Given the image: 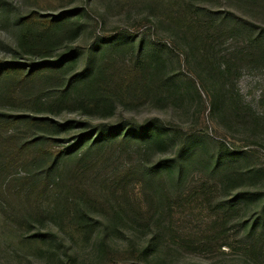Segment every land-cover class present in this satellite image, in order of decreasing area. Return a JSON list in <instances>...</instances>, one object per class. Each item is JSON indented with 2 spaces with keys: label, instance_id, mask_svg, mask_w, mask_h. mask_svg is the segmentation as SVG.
I'll list each match as a JSON object with an SVG mask.
<instances>
[{
  "label": "rangeland",
  "instance_id": "obj_1",
  "mask_svg": "<svg viewBox=\"0 0 264 264\" xmlns=\"http://www.w3.org/2000/svg\"><path fill=\"white\" fill-rule=\"evenodd\" d=\"M199 4L192 34L175 28L173 18ZM30 13L70 18L49 55L19 45V21ZM73 48L67 89L49 78L16 84L0 75V264H264L259 249L249 251L264 243V0H0L1 61L39 62ZM130 54L149 62V74L140 72L129 90ZM100 68L108 90L87 88ZM21 115L86 125L60 133L58 145L71 153L41 172L43 159L17 151L35 135L16 122ZM132 120L183 126L191 143L161 150L119 139L80 161L83 135ZM174 156L180 165L167 169L162 161ZM133 168L138 177L120 186ZM202 182L214 190L205 202L176 199ZM136 194L150 216L120 220L113 207L129 199L135 209ZM218 204L236 207L226 222L215 223ZM84 209L94 222L83 240L74 223Z\"/></svg>",
  "mask_w": 264,
  "mask_h": 264
},
{
  "label": "trees",
  "instance_id": "obj_2",
  "mask_svg": "<svg viewBox=\"0 0 264 264\" xmlns=\"http://www.w3.org/2000/svg\"><path fill=\"white\" fill-rule=\"evenodd\" d=\"M202 4L193 5L192 7L186 8L187 11H184L182 18L178 19L177 17L173 18L174 26L178 30H182L184 33L192 34L194 29L197 27V21L194 19L193 14L198 12V10L203 9ZM21 24V33L19 38V45L22 50L27 53L33 54H46L49 55L51 50L54 47L60 37V33L64 32V28L71 25L70 18L64 14L58 15V17H52L48 15H42L40 13H30L22 17L19 21ZM112 38V37H111ZM133 41V40H132ZM130 44V43H129ZM127 43L126 45L129 46ZM134 47V44H132ZM143 51L142 46H138L139 54ZM78 53L76 49H70L68 51L59 52L53 59L50 60H41L39 62L30 61L26 62H4L0 60V75H3L7 80L20 84L21 82L32 81L40 78H49L57 81L59 87H64L67 89L75 81L74 78H68V70L75 69L77 65ZM158 61L165 66L166 61L163 57L158 58ZM126 62L127 68V78L124 80L127 89L134 87V84L140 79V72H142V78H146L149 74V70L144 68L149 67V62L139 60L134 55H129ZM230 68L225 66L223 69L224 74H228ZM109 79L105 77V72L103 68H100L94 81H91L87 85V88L91 90H108L107 86L111 83H108ZM143 80V79H142ZM226 83H223V86ZM136 87V86H135ZM82 104L90 105L82 100ZM248 108V107H247ZM250 110V108H248ZM114 111V106L112 107L111 113ZM260 118V117H259ZM16 122H22L26 128H32L35 131V135L29 140L25 141L18 145L16 141L15 133L9 135L10 140L14 146L18 145V152L22 153L24 150H30L28 156L29 161H42L46 162L47 167H42L48 172L54 171V168L57 167V161L62 159L65 154L71 153V147L65 145H58V136L61 132H66L72 125H86V122L79 121H67L57 123L48 117H34L30 115H21L20 117L14 118ZM130 124H124L121 127H115L108 123H102L101 125L96 126L97 130H94L93 133L83 135L81 139V144L77 146V154L79 153L80 161L83 157L88 155L92 150L102 151L105 148L111 147L113 142L117 140L121 141H134L140 144H146L147 146L155 145L159 149L165 148L170 142L176 144L181 143L182 146L187 147L191 141L189 132L186 131L183 126H179L172 122H163L160 120H143L142 122L130 121ZM84 142H89L91 147L87 150L83 147ZM16 160L22 162L23 157H17ZM14 160V162H17ZM181 157L174 156V159H165L162 162L167 163V169L173 170L172 164L176 166L180 165ZM171 163V164H170ZM155 169L161 171V163L153 166ZM153 167H150V170H155ZM163 170V168H162ZM128 171V170H127ZM132 171H135L134 168ZM143 176V174H140ZM48 176H45L43 181L47 179ZM138 177V173L135 171L130 175H126L119 183L120 186L126 183V186H129L133 179ZM42 179V178H41ZM39 180V182L41 181ZM140 184V182L136 181ZM142 187V186H141ZM118 191V189H117ZM214 193L213 187L209 182H202L200 185L191 184L189 188L182 194L180 197L176 198L184 201H193L198 199H203L207 195H212ZM140 195V194H139ZM168 197H172L168 193ZM135 198L138 200L135 203L136 208H132V204L129 199L123 200L119 199L118 205L113 207V210L116 212L120 220H125L122 216L128 215L130 221L132 219L139 222L140 220L145 219L146 216H150L151 212L148 205L141 203L138 198V194L135 195ZM174 200V199H173ZM176 201V200H174ZM138 202V203H137ZM171 205V204H170ZM216 207V220L215 223H220L221 221L226 222L229 215L233 214L234 209L236 208L232 204L220 205ZM223 206V207H222ZM116 218L112 220L109 218L107 223L111 226L116 224ZM94 219L90 216L87 210H82L76 216V221L74 223L75 229L80 232L83 240L89 239L91 237L92 231L91 227ZM99 222V221H98ZM264 237V232L260 234ZM158 237L155 238L157 241ZM154 240V239H153ZM229 243L223 244L226 246ZM228 246V245H227ZM260 246V248H259ZM261 251L264 255V243L261 244L259 241L249 247V251L257 252Z\"/></svg>",
  "mask_w": 264,
  "mask_h": 264
}]
</instances>
